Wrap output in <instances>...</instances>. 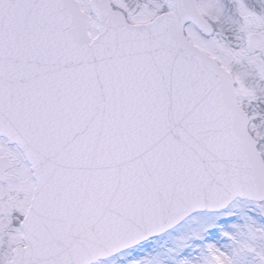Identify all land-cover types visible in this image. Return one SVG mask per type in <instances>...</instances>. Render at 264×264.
Listing matches in <instances>:
<instances>
[{"label":"snow or ice","instance_id":"1","mask_svg":"<svg viewBox=\"0 0 264 264\" xmlns=\"http://www.w3.org/2000/svg\"><path fill=\"white\" fill-rule=\"evenodd\" d=\"M0 264H264V0H0Z\"/></svg>","mask_w":264,"mask_h":264}]
</instances>
